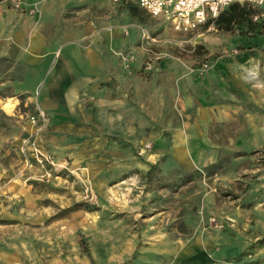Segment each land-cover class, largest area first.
I'll return each mask as SVG.
<instances>
[{
  "label": "rangeland",
  "instance_id": "1",
  "mask_svg": "<svg viewBox=\"0 0 264 264\" xmlns=\"http://www.w3.org/2000/svg\"><path fill=\"white\" fill-rule=\"evenodd\" d=\"M139 10L140 60L118 55L146 123L97 135L111 145L106 167L60 164L49 125L38 133L30 122L40 108L49 123L38 87L28 103L25 82L2 85L0 264H264V29L209 22L182 35ZM29 138L54 160L50 177L25 166Z\"/></svg>",
  "mask_w": 264,
  "mask_h": 264
},
{
  "label": "crops",
  "instance_id": "2",
  "mask_svg": "<svg viewBox=\"0 0 264 264\" xmlns=\"http://www.w3.org/2000/svg\"><path fill=\"white\" fill-rule=\"evenodd\" d=\"M131 8L140 11L130 2L111 0H22L20 10L0 1V92L2 85L20 79L25 82L21 94L30 103L38 87L39 103L49 116L45 142L60 164L68 159L82 175L108 164L111 145L97 135L107 134L113 123H146L139 108L145 107L143 94L138 88L125 93L118 55L141 54L140 27L131 22L139 17ZM2 100L0 93V110ZM7 104L2 106L6 113ZM184 157L170 160L171 166ZM130 173L125 166V175Z\"/></svg>",
  "mask_w": 264,
  "mask_h": 264
},
{
  "label": "built area",
  "instance_id": "3",
  "mask_svg": "<svg viewBox=\"0 0 264 264\" xmlns=\"http://www.w3.org/2000/svg\"><path fill=\"white\" fill-rule=\"evenodd\" d=\"M15 10L22 8V0H9ZM114 4L130 2L143 10L150 18L162 20L169 25L174 33L182 35L198 34L207 26L214 25L220 13L233 4L246 5L255 10L253 22L262 23L264 29V0H111ZM34 10L29 11L32 15ZM30 122L37 127V132L42 133L48 128V119L43 110L37 108ZM25 166L35 164L44 177H50L55 168L54 160L38 145L30 141H24L20 149ZM222 228L223 225L216 224Z\"/></svg>",
  "mask_w": 264,
  "mask_h": 264
},
{
  "label": "trees",
  "instance_id": "4",
  "mask_svg": "<svg viewBox=\"0 0 264 264\" xmlns=\"http://www.w3.org/2000/svg\"><path fill=\"white\" fill-rule=\"evenodd\" d=\"M130 12L135 15L132 8ZM254 14L255 11L246 5L233 4L219 14L214 21V26L221 31L231 32L236 30L240 34L256 37L262 31L263 25L262 23L253 22L252 17ZM79 241L84 242L83 239Z\"/></svg>",
  "mask_w": 264,
  "mask_h": 264
},
{
  "label": "bare ground",
  "instance_id": "5",
  "mask_svg": "<svg viewBox=\"0 0 264 264\" xmlns=\"http://www.w3.org/2000/svg\"><path fill=\"white\" fill-rule=\"evenodd\" d=\"M250 75L253 77V79H256V78H254V77H255L254 72L250 73ZM251 76H250V77H251ZM4 109H5L8 113H12V111H13V106H11L10 104H7V105L4 106Z\"/></svg>",
  "mask_w": 264,
  "mask_h": 264
}]
</instances>
